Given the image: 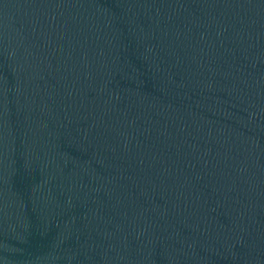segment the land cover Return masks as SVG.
Listing matches in <instances>:
<instances>
[{
	"label": "water",
	"instance_id": "95a60500",
	"mask_svg": "<svg viewBox=\"0 0 264 264\" xmlns=\"http://www.w3.org/2000/svg\"><path fill=\"white\" fill-rule=\"evenodd\" d=\"M0 264H264V0H0Z\"/></svg>",
	"mask_w": 264,
	"mask_h": 264
}]
</instances>
